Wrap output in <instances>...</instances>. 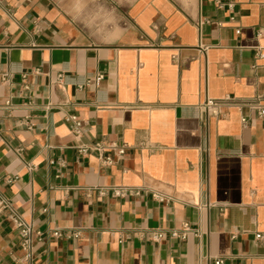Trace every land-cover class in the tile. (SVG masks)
Returning <instances> with one entry per match:
<instances>
[{
	"label": "crops",
	"instance_id": "obj_1",
	"mask_svg": "<svg viewBox=\"0 0 264 264\" xmlns=\"http://www.w3.org/2000/svg\"><path fill=\"white\" fill-rule=\"evenodd\" d=\"M261 53L264 0H0V195L43 233L0 214V264H264V119L200 108L264 105Z\"/></svg>",
	"mask_w": 264,
	"mask_h": 264
},
{
	"label": "built area",
	"instance_id": "obj_2",
	"mask_svg": "<svg viewBox=\"0 0 264 264\" xmlns=\"http://www.w3.org/2000/svg\"><path fill=\"white\" fill-rule=\"evenodd\" d=\"M232 8V6H230ZM233 19V18H232ZM238 35L241 33L240 30L236 32ZM259 58H264V54H259ZM173 60H176V56L173 57ZM101 77L97 78V81H100ZM3 81H7L6 77L3 78ZM28 89L27 86L24 87V91ZM232 107H247L257 113L259 118L264 119V105L261 103L260 98H256L252 101H248L245 103H238L233 97L226 96L223 99H210L206 98L203 104L200 105L201 110L205 115L206 121L210 118H218L223 116V111L225 108H232ZM65 122L70 125L75 133V135H80L82 130V123L75 115L66 116ZM242 125L244 128L248 127V119H242ZM105 148L102 145H95L91 148L83 147L80 149V153L82 155H87L89 151H99L103 152ZM126 147L118 148V156L122 157L125 153ZM102 161L105 165L110 166L114 163V160L111 158H102ZM97 191L99 195L104 196L108 193L111 194L114 198H126V197H137L141 195V191L139 189H131L128 187H119V188H112V189H94ZM90 193V191H88ZM152 197L161 202V203H169L172 199L166 195H163L159 192H152ZM8 213L9 219L12 221L13 227L16 229L19 239H20V248L24 253V261L29 262L33 257V240L34 236L38 238L43 236V233L36 231L34 227L25 221L16 211L13 203L8 200L7 198L0 195V214ZM193 231L190 229L188 224H183L181 228L175 229L170 233V236L174 239L186 240L190 233ZM51 236L56 239H61L66 236L67 239H79L80 233H73L71 235H64L60 231H55L51 233ZM199 237L198 235H196ZM260 238V236H257ZM153 241H161L165 238L164 233L160 232H153L151 235ZM215 264H223V261H216Z\"/></svg>",
	"mask_w": 264,
	"mask_h": 264
}]
</instances>
